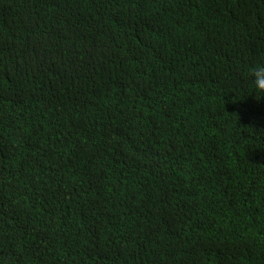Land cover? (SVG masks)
Instances as JSON below:
<instances>
[{
    "label": "trees",
    "instance_id": "1",
    "mask_svg": "<svg viewBox=\"0 0 264 264\" xmlns=\"http://www.w3.org/2000/svg\"><path fill=\"white\" fill-rule=\"evenodd\" d=\"M264 0H0V264H264Z\"/></svg>",
    "mask_w": 264,
    "mask_h": 264
},
{
    "label": "clouds",
    "instance_id": "2",
    "mask_svg": "<svg viewBox=\"0 0 264 264\" xmlns=\"http://www.w3.org/2000/svg\"><path fill=\"white\" fill-rule=\"evenodd\" d=\"M251 88L258 98L264 97V65L257 66L253 71Z\"/></svg>",
    "mask_w": 264,
    "mask_h": 264
}]
</instances>
